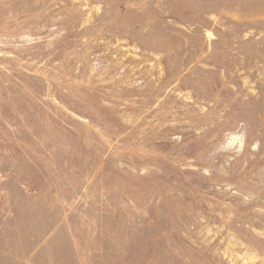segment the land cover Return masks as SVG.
Returning a JSON list of instances; mask_svg holds the SVG:
<instances>
[{
  "label": "rangeland",
  "instance_id": "374dc122",
  "mask_svg": "<svg viewBox=\"0 0 264 264\" xmlns=\"http://www.w3.org/2000/svg\"><path fill=\"white\" fill-rule=\"evenodd\" d=\"M0 264H264V0H0Z\"/></svg>",
  "mask_w": 264,
  "mask_h": 264
}]
</instances>
